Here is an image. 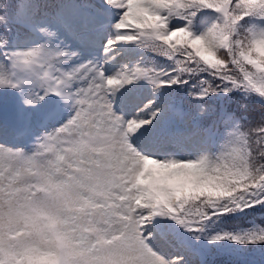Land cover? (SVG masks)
<instances>
[{
	"label": "snow or ice",
	"instance_id": "1",
	"mask_svg": "<svg viewBox=\"0 0 264 264\" xmlns=\"http://www.w3.org/2000/svg\"><path fill=\"white\" fill-rule=\"evenodd\" d=\"M103 3L111 18L97 26L109 33L101 63L81 60L59 9L0 0V92L17 95L18 120L40 106L48 116L68 110L27 148L0 143V264H185L154 246L168 227L209 245H264V226L210 231L264 207V0ZM21 30L26 48L16 45ZM126 46L166 66L138 61L108 74ZM139 83L151 98L131 115L117 110V94ZM175 89L190 114L171 99L158 104ZM166 110L190 115L191 130L150 151L139 134ZM177 136L200 146L181 157L170 150Z\"/></svg>",
	"mask_w": 264,
	"mask_h": 264
},
{
	"label": "rangeland",
	"instance_id": "2",
	"mask_svg": "<svg viewBox=\"0 0 264 264\" xmlns=\"http://www.w3.org/2000/svg\"><path fill=\"white\" fill-rule=\"evenodd\" d=\"M60 11L64 19L73 23L75 35L70 34L68 36V40L73 45V47H78L80 49L81 60L95 59L97 62H104L105 57L103 55V44L107 39L109 33L101 34L100 32H98V25H94V22L91 18L92 15L89 14L87 11L83 10V8L76 3H72L67 7L61 9ZM96 18L99 24H101L100 22L106 23V20H109L111 17H109L104 12H100V16L98 14ZM112 54L116 56V59L114 61L108 62L105 65L108 74L114 73L117 68H119L125 63H134L132 58L128 56L129 53L122 54L114 52ZM149 90L150 87H148L144 83L125 87L122 91L117 94L115 101V106L117 110L131 115L137 107L141 106L144 102L147 101ZM4 102L5 103H3L2 106L6 104V100H4ZM42 108L43 106L38 107L28 119L21 118L22 121H24V123H26V125L30 127V131H33L34 129L37 130L38 128L39 130H44V128L40 126L42 125L41 122H45L44 127L48 128V131H51L53 128L59 126V124L62 123L67 117L68 110L64 108L63 105H59L58 109H56L55 113L51 116L47 115L48 111H45L44 113L41 110ZM178 116L179 115L176 114L174 119L165 120L164 124H161L158 121H154L153 126L151 128L142 129L139 134V143L143 145L142 141L146 140L147 143L144 146L147 147V149L148 147L158 149V147L160 148L161 145L160 142H165L169 140L170 133L172 131H190L191 126L180 125L176 121ZM158 120L161 121V119ZM6 128V123L0 121V132L2 134L5 133ZM161 131H165V134L163 135L161 141H159L158 133ZM22 133V135H28L26 131H22ZM15 138H17V135H15ZM181 140L182 143L179 146ZM29 141L31 143L33 142V139L31 138ZM199 146L200 145L195 138L191 140H186L182 136H177L175 138V148H172L170 150L175 151L177 155L182 157L185 154V151H194ZM181 148H183L184 151H181ZM164 234V237L161 239L162 241H165V246L168 252H162L160 250V246H156L154 244V246L161 253H164V255L166 256L183 255L186 259L185 264L202 263V254L196 247L199 245V241H194L189 235L182 240H177L173 237L172 234Z\"/></svg>",
	"mask_w": 264,
	"mask_h": 264
},
{
	"label": "trees",
	"instance_id": "3",
	"mask_svg": "<svg viewBox=\"0 0 264 264\" xmlns=\"http://www.w3.org/2000/svg\"><path fill=\"white\" fill-rule=\"evenodd\" d=\"M71 0H38L43 10H54L58 4L69 2ZM93 3L99 4L101 0H89ZM102 2V1H101ZM103 3V2H102ZM20 38L17 40L16 45L20 48H25L26 40L28 37L23 34L21 30ZM15 35V29H13ZM134 47L132 46L131 49ZM139 51H141L139 49ZM139 54L140 59L145 61L146 64L155 65L157 67H165L166 62L159 57L150 53L141 51ZM163 99V103L167 105L171 100H174V105L183 101V107L189 111L191 110V102L186 95L185 91L180 89L167 90ZM255 226H264V207H257L249 209L243 213L221 217L218 221H214L211 232L228 231L234 234H244L252 230ZM217 252L212 254L208 264H264V245L247 247H240L238 245L223 242L215 245Z\"/></svg>",
	"mask_w": 264,
	"mask_h": 264
},
{
	"label": "bare ground",
	"instance_id": "4",
	"mask_svg": "<svg viewBox=\"0 0 264 264\" xmlns=\"http://www.w3.org/2000/svg\"><path fill=\"white\" fill-rule=\"evenodd\" d=\"M142 143H143V145H146L147 141L146 140H143Z\"/></svg>",
	"mask_w": 264,
	"mask_h": 264
}]
</instances>
